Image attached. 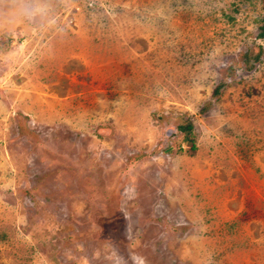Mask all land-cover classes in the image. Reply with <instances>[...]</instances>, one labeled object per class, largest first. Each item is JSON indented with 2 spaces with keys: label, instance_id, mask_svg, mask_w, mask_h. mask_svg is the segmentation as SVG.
<instances>
[{
  "label": "rangeland",
  "instance_id": "rangeland-1",
  "mask_svg": "<svg viewBox=\"0 0 264 264\" xmlns=\"http://www.w3.org/2000/svg\"><path fill=\"white\" fill-rule=\"evenodd\" d=\"M263 23L0 0V264H264Z\"/></svg>",
  "mask_w": 264,
  "mask_h": 264
},
{
  "label": "trees",
  "instance_id": "trees-1",
  "mask_svg": "<svg viewBox=\"0 0 264 264\" xmlns=\"http://www.w3.org/2000/svg\"><path fill=\"white\" fill-rule=\"evenodd\" d=\"M261 29H262V31H261V33H260V36L264 37V23H263V25L261 26ZM254 59H259V54H255V55H254ZM219 87H221V86H219ZM219 87H218V89H219ZM218 89H216L215 92H217ZM178 128H179L181 131H186L188 134H191L193 126L191 125V123H188V124L186 123V124H180ZM193 147H194V146H193Z\"/></svg>",
  "mask_w": 264,
  "mask_h": 264
}]
</instances>
